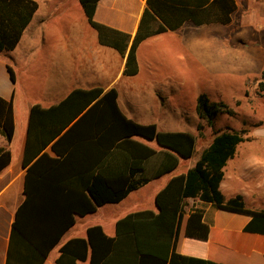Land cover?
Returning <instances> with one entry per match:
<instances>
[{"label":"trees","instance_id":"16d2710c","mask_svg":"<svg viewBox=\"0 0 264 264\" xmlns=\"http://www.w3.org/2000/svg\"><path fill=\"white\" fill-rule=\"evenodd\" d=\"M98 1L79 0V3L89 25L96 30L99 43L125 55L124 75L136 74V48L144 38L175 29L185 19L197 25L226 23L235 9L234 0H145L146 7L131 37L94 19ZM36 8L34 0H0V50L16 46ZM6 66L11 81L15 82L11 66ZM258 86L263 89L264 82L260 81ZM195 109L199 119L210 127L216 113L232 112L226 103L211 102L203 92L196 97ZM197 129L201 130L202 124ZM245 132L246 129H213L211 141L195 162L171 176L156 193L157 211H137L118 220L114 237L106 236L99 225L88 227L85 237L71 238L60 246L56 264L85 259L90 264H222L168 250L164 255L155 248L144 252L135 233V249L124 263L118 253L120 226L132 218L137 224L161 225V235L165 238L168 233L170 249L172 237L177 241L186 200L193 198L217 209L248 215L243 230L264 234V211L247 208L240 194L225 198L219 188L227 160L234 156L240 142L249 139ZM13 133L12 100L0 96V134L9 141ZM63 140L66 144L72 140L68 156L60 159L43 152L27 166L24 197L14 211L4 264H43L50 250L74 224L76 215L118 202L150 180L171 173L181 158L194 153L196 144V136L191 132L161 131L156 124L128 118L118 105L116 89L104 91L99 86L75 88L48 108L31 106L23 165L51 141L50 148L57 153ZM144 140H155L158 148ZM10 161V150L0 146V172ZM202 217L200 207L188 213L186 237L206 240L209 228Z\"/></svg>","mask_w":264,"mask_h":264},{"label":"crops","instance_id":"0c3cea01","mask_svg":"<svg viewBox=\"0 0 264 264\" xmlns=\"http://www.w3.org/2000/svg\"><path fill=\"white\" fill-rule=\"evenodd\" d=\"M34 1L37 8L22 31L16 46L11 50H0V96L5 100L11 99L13 103L14 90L21 82L25 95L28 93L31 96L33 88L38 93L37 99L29 98L24 102V122L20 135L15 136L13 133L12 138L7 141L0 134V146L11 152L9 165L0 172V264L5 263L14 211L24 197L23 185L27 166L43 152L50 157L65 158L73 146L72 140L68 144L63 140L59 142L58 151L55 153L50 148L53 142L51 141L24 166L23 158L32 105L39 104L43 108H48L58 104L75 88L89 89L99 86L105 91L113 87L117 91L118 105L128 118L138 123H153L157 126L155 117L165 126V129L159 130L182 131L168 130L166 124L170 120L169 114L160 113L159 116L153 114L151 110L143 107L141 98L144 96L146 98L144 101L149 99L152 101L158 96L161 103L166 105L167 99L163 94L168 95L170 89L174 90L173 92L177 91L173 86V78L180 77L181 72H186L192 66L212 75L224 69V61L227 65L226 70L230 72L260 74L264 71V0H234L235 9L230 13V20L226 23L209 22L197 25L190 19H185L175 29H167L144 38L136 48L137 72L134 75L123 74L125 55L99 43L96 30L89 25L85 14L84 18L81 16L83 10L79 0ZM145 7V0H99L94 19L111 28L127 32L133 37ZM19 52L21 67L15 68ZM7 64L15 74V82L10 79ZM144 69L145 72H142ZM18 70H22L21 73H18ZM138 75L140 76L135 82L130 80ZM121 95L122 103L119 100ZM171 111L172 120L178 124L174 126L182 125L183 121L189 122L187 129L190 131L185 130L187 132L192 131V126L199 119L196 109L193 112L183 106H173ZM15 126L14 119V132ZM247 137L248 140L237 145L241 147L242 153L249 151L246 142L264 139V136L252 134V131ZM152 141L144 140L147 145L158 148L157 143L151 144ZM31 153L29 151V155ZM238 155L236 150L234 156L229 159L238 161L231 164L229 173L226 170L227 162L223 167V178L219 185L223 196L229 198L240 194L245 200L244 194H247L250 200H264V165L257 159H249L240 167ZM177 173L180 172L174 170L152 179L130 191L118 202L103 204L85 215H76L74 224L50 250L43 264H56L60 256V246L71 238L85 237L90 226L99 225L106 236L114 237L118 220L137 211H157L154 200L156 193ZM234 182L239 183L243 191L234 188ZM153 183H156L154 188L147 193L149 185ZM197 207L203 209L202 220L209 228L206 240L191 239L185 235L188 213ZM184 211L177 241L174 242L172 237L170 249L168 233L165 238L163 234L161 235V225L137 224L132 222L136 220L133 218L126 220L120 226L119 259L125 263L135 249L136 243L133 239L135 233L140 244L143 243L141 245L144 252L155 248L162 255L168 250L222 264H264V234L243 230L249 221L248 215L217 209L210 203H202L193 198L186 200ZM55 247L56 252L51 257ZM61 264L90 263L85 259L64 261Z\"/></svg>","mask_w":264,"mask_h":264},{"label":"rangeland","instance_id":"374dc122","mask_svg":"<svg viewBox=\"0 0 264 264\" xmlns=\"http://www.w3.org/2000/svg\"><path fill=\"white\" fill-rule=\"evenodd\" d=\"M81 16L82 18H84V13L82 11ZM18 50L21 51L20 49ZM147 54L149 55L150 53ZM17 55L19 59L17 61L15 60V68L21 67V52H19ZM175 63H177V61ZM223 64L224 69L219 71L220 73L215 75H212L209 72H204L198 67L193 66L191 69L186 70V72H181L180 77L176 76L175 78H173V86L177 88V91L173 92L174 90L172 91L170 89L168 95L163 94V97L167 99V102H165L166 105L161 103L162 101L157 98L158 96L154 97L152 101H150V99L149 101H144L146 100L144 96L141 98L143 101L141 103L144 104L143 107L148 111L151 110L153 114L158 116L160 115V113L169 114L170 120L169 123L166 124L167 127H169L167 128L168 130H188L187 127L189 125V122L187 121L182 120V125L174 126L178 124H176V122L172 120L171 110H173V106H183L185 109H189L194 112L196 103L195 99L200 92H204L211 102L223 101L232 111L230 113H216L213 119L212 127L208 126L204 120L198 119V121L191 128V132L196 136L194 153L189 158L180 159L179 165L176 168V172L185 171L195 162L200 151L205 148L211 141L213 129H246L244 136L250 134V131H252V134L254 135L264 136V88L260 89V87L258 86V83L260 81L264 82L262 73L257 74L255 72H230V70H226L227 65L225 61L223 62ZM21 71L22 70H18V73H21ZM142 72H145V69ZM37 75H39V72ZM139 76L140 75L132 77V79L130 80H133L135 82L136 80H138ZM35 79L36 77L34 75L33 80ZM37 97L38 93L35 92L34 88L31 91V96H29L28 93L27 95H25L23 82L18 83L17 87L14 90L13 96L14 119L16 121L14 132L15 136L20 135L19 133L23 128L24 102L29 98L35 100L37 99ZM119 100L122 103V95L119 97ZM167 104H169V106ZM150 117L152 116L150 115ZM154 119L157 122L158 129H165V126L159 122L158 118L156 119L154 117ZM198 124H202L201 130L197 129ZM151 144L156 145L155 140H153ZM246 146H248L249 151L245 153H242L241 147H237L236 149L239 153L238 158L240 159V167H243L246 160L249 159H257L261 162V165H264V139L253 141L250 143L246 142ZM236 162L238 161H232L229 159L227 160L226 170L228 171V173L231 170V164ZM155 184L156 183L149 185L147 193L151 192V189ZM233 186L238 191H243V188L242 186H239V183L234 182ZM224 193L226 194L228 192ZM244 197L245 200L243 201L247 208H261L264 211V200H250L247 194H244ZM55 252L56 247L52 250L51 257L55 254Z\"/></svg>","mask_w":264,"mask_h":264}]
</instances>
